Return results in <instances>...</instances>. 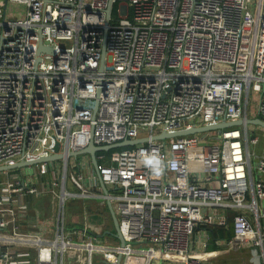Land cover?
I'll return each mask as SVG.
<instances>
[{
  "label": "built area",
  "instance_id": "1",
  "mask_svg": "<svg viewBox=\"0 0 264 264\" xmlns=\"http://www.w3.org/2000/svg\"><path fill=\"white\" fill-rule=\"evenodd\" d=\"M252 93L264 119V0H0V166L63 154L2 172L0 264H206L192 238L230 213L229 242L264 256L261 134L245 123L153 139L246 122ZM141 137L97 166L71 156ZM46 193L54 232L21 230L24 197ZM80 196L112 202L125 243L106 224L66 225Z\"/></svg>",
  "mask_w": 264,
  "mask_h": 264
},
{
  "label": "crops",
  "instance_id": "2",
  "mask_svg": "<svg viewBox=\"0 0 264 264\" xmlns=\"http://www.w3.org/2000/svg\"><path fill=\"white\" fill-rule=\"evenodd\" d=\"M257 132L262 133L261 134V140L257 144H259L263 141L264 143V130L261 127H258L256 129ZM260 152L264 151L263 144L258 147ZM256 179L264 180V173L263 174H256ZM43 180L47 181L43 177ZM42 179L36 178V182L40 183ZM39 195H26L25 201L28 203V210L26 212V215L24 216H18V224L20 226V229L23 231H49L50 233H53L54 231L52 228H54L55 224L58 222L59 213L56 214L55 211L51 212V214L48 213V209L42 210L37 209L39 206L35 207V201L34 199L38 197ZM249 197H253V194L250 192ZM34 202V204H33ZM260 203V211L261 216L264 208V199ZM108 209L109 206L106 204ZM31 210V212H30ZM101 212L100 210H95L88 214L85 218L81 226L83 227L86 223V220H90V215L93 213ZM110 212V209H109ZM46 213V217H43V215ZM40 214H42V218H40ZM111 215V212H110ZM112 217V215H111ZM254 223L257 224L258 221L256 219V216L252 215L250 216ZM230 219V214H229ZM231 226L229 229L232 231V236L228 239H221L220 237L216 238L214 236L213 231L210 229V225H200L197 228V233L195 236L196 243L193 245V250H196V245L200 248L197 252H202L205 257V263L206 264H264V256L262 254V249L257 248L256 250L254 247H251L249 245L247 246H238L236 243H230L229 241L233 239L234 237V228H233V219L230 220ZM261 226H264V219L261 217L260 219ZM100 225V224H99ZM212 226V225H211ZM69 228H73L71 226H68ZM204 237H203V235ZM207 240L208 245L206 248H202L201 241ZM259 253V254H257ZM33 264V263H29Z\"/></svg>",
  "mask_w": 264,
  "mask_h": 264
},
{
  "label": "rangeland",
  "instance_id": "3",
  "mask_svg": "<svg viewBox=\"0 0 264 264\" xmlns=\"http://www.w3.org/2000/svg\"><path fill=\"white\" fill-rule=\"evenodd\" d=\"M20 12L22 14L24 13V7L23 6H15L14 7V13H20ZM249 99H250V103H249V107H248V114H249V116H257L258 115V109H257L258 95L256 93H252L250 95ZM249 128H250V133L252 135V134H254L252 132L255 129H257L258 126L250 124ZM255 133L262 134L259 132H255ZM216 141H218V140H212V142H216ZM262 144L264 146L263 141L259 144V146ZM259 146L258 145L255 147L251 146V150L260 152L259 150H256V149H258ZM113 152H114V150L111 149V150L103 151L102 153L109 156V155H112ZM261 152H263V151H261ZM102 153H101V151L98 152V154H102ZM78 158L80 160H83L86 158L92 159V156L90 154L86 153V154L79 155ZM105 162H108V161H105ZM253 163H255V158L253 159ZM108 164H110V163H108ZM34 169H35V167L29 168L28 171L32 172V171H34ZM51 172L52 171L45 173L43 175V177L47 180H51L52 179ZM1 175H3L2 172H0V176ZM34 201H35V207L39 206L37 209H42V210L48 209L49 214H51V212H53V211H55L56 214L59 213L58 197L52 193L39 194V196L36 197L34 199ZM33 204H34V202H33ZM95 210H100L101 212L93 213L92 215H90L91 222H93L94 224H100V225L106 224V225H104V227L107 226L108 230H110V231H111V229L115 228L114 220L112 219V217L110 215V212H109L107 205L105 203H103L101 201V199H99V198L88 199V198H84L83 196L70 198L66 201L65 214H62L61 217L62 218L64 217V220H65V223L67 226H71L73 228H76L78 226H81V224L84 221V218L88 214H90L91 212H93ZM30 212H31V210H30ZM41 215L42 214H40V216ZM43 217H46V213L43 215ZM40 218H42V216ZM196 233H197V230H196ZM202 235H203V233H202ZM203 237H204V235H203ZM194 239H195V237L192 238L193 245L195 244ZM103 240L104 239L102 237L99 239V241H103ZM196 250L197 251L200 250V248L197 245H196Z\"/></svg>",
  "mask_w": 264,
  "mask_h": 264
},
{
  "label": "water",
  "instance_id": "4",
  "mask_svg": "<svg viewBox=\"0 0 264 264\" xmlns=\"http://www.w3.org/2000/svg\"><path fill=\"white\" fill-rule=\"evenodd\" d=\"M111 10H112V5L110 4L108 7V12H111ZM39 50L40 51H46V52H52L53 49L41 42ZM105 52H106V47H105V43H104L103 57L105 56ZM103 67H104V63L101 66V69H103ZM245 123L248 125L253 124V125H256V126L264 129V119L260 115H257L255 117L248 118L246 120V122L244 120H237V121H226L225 120L219 124L212 125V126L193 127L190 129L180 130V131L175 132V133H161V134L154 136L153 139H166L168 137L194 134V133H198V132H202L204 135L209 130H221V129L226 128V127L240 126V125H243ZM148 140H149L148 137H141V138H135V139H126V140H122L120 142H117L114 144H108V145H97L96 143L91 141L85 148L77 150V151H73L71 153V156L78 157L81 154H86V153L90 154L92 156V161H93L94 165L97 166L98 160H97L96 154L99 151H106V150H111V149H116V148L134 146L138 143L147 142ZM58 149H59V144H57L55 147L56 151H58ZM62 157H63V154H60L57 152L56 154L41 157V158H38L35 160H21L19 162H16L15 164L1 165L0 166V172H3L5 170L16 169V168L29 167V166H33L35 164H39L41 162L57 161V160L61 159ZM104 188L106 189L105 185H104ZM108 206H109V209H110V212L112 215V219L114 220L116 235L121 240L122 243H125L123 236L120 232L119 220H118V217L116 215V212L113 208V204L111 201H108Z\"/></svg>",
  "mask_w": 264,
  "mask_h": 264
},
{
  "label": "trees",
  "instance_id": "5",
  "mask_svg": "<svg viewBox=\"0 0 264 264\" xmlns=\"http://www.w3.org/2000/svg\"><path fill=\"white\" fill-rule=\"evenodd\" d=\"M123 148L124 147L116 148V149H113V150L114 151L115 150H121ZM102 152L103 151H101V153ZM231 219H233V214L232 213H230V219H229L228 225H218V224L217 225H212V226L210 225V229L213 231L214 236L216 238L220 237L221 239H228V238H230L232 236V231L229 229V227L231 226V223H230Z\"/></svg>",
  "mask_w": 264,
  "mask_h": 264
}]
</instances>
